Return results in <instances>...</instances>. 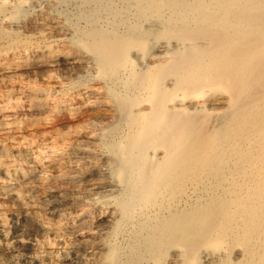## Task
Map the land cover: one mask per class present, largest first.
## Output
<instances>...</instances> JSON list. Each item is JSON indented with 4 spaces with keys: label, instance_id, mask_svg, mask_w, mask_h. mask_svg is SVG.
I'll return each instance as SVG.
<instances>
[{
    "label": "bare ground",
    "instance_id": "1",
    "mask_svg": "<svg viewBox=\"0 0 264 264\" xmlns=\"http://www.w3.org/2000/svg\"><path fill=\"white\" fill-rule=\"evenodd\" d=\"M0 264H264V0H0Z\"/></svg>",
    "mask_w": 264,
    "mask_h": 264
}]
</instances>
